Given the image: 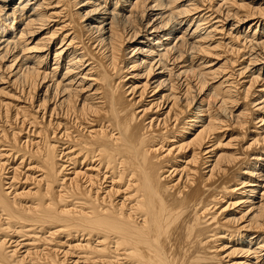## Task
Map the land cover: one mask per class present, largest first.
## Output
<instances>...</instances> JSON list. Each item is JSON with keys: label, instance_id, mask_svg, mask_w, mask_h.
I'll return each mask as SVG.
<instances>
[{"label": "bare ground", "instance_id": "bare-ground-1", "mask_svg": "<svg viewBox=\"0 0 264 264\" xmlns=\"http://www.w3.org/2000/svg\"><path fill=\"white\" fill-rule=\"evenodd\" d=\"M0 82V264H264V0H0Z\"/></svg>", "mask_w": 264, "mask_h": 264}, {"label": "rangeland", "instance_id": "rangeland-1", "mask_svg": "<svg viewBox=\"0 0 264 264\" xmlns=\"http://www.w3.org/2000/svg\"><path fill=\"white\" fill-rule=\"evenodd\" d=\"M4 80H6V79H4ZM5 83H1L0 82V96H2L3 95V90H7V89H5L4 87H5ZM10 89V88H9ZM12 93V92H11ZM236 258H240V257H236Z\"/></svg>", "mask_w": 264, "mask_h": 264}]
</instances>
